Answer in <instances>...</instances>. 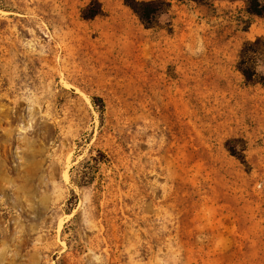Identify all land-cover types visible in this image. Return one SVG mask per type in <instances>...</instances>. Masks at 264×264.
<instances>
[{"label":"rangeland","instance_id":"1","mask_svg":"<svg viewBox=\"0 0 264 264\" xmlns=\"http://www.w3.org/2000/svg\"><path fill=\"white\" fill-rule=\"evenodd\" d=\"M99 1L0 0V264H264V82L235 67L264 15Z\"/></svg>","mask_w":264,"mask_h":264},{"label":"trees","instance_id":"2","mask_svg":"<svg viewBox=\"0 0 264 264\" xmlns=\"http://www.w3.org/2000/svg\"><path fill=\"white\" fill-rule=\"evenodd\" d=\"M138 17L144 27H152L158 16L166 11L169 7L167 0H122ZM205 1V0H194ZM245 9L248 13L257 16L264 15V0H245ZM103 13L102 5L99 0H89L80 10V16L84 19H91L96 15ZM264 54V37L257 36L252 40L243 42L238 58L235 64L236 69L240 72L243 79L247 83L264 82V73H259L256 64L258 55ZM91 101L97 110L102 113L104 103L101 97L91 96ZM227 146V145H226ZM227 150L244 162V157L241 152H237L231 147H226ZM107 160L106 153L101 149H96L95 153L85 158L75 167V173L71 176L72 182L81 186L89 183L98 171L100 163ZM75 194L68 203H71Z\"/></svg>","mask_w":264,"mask_h":264},{"label":"bare ground","instance_id":"3","mask_svg":"<svg viewBox=\"0 0 264 264\" xmlns=\"http://www.w3.org/2000/svg\"><path fill=\"white\" fill-rule=\"evenodd\" d=\"M120 36V35H119Z\"/></svg>","mask_w":264,"mask_h":264}]
</instances>
